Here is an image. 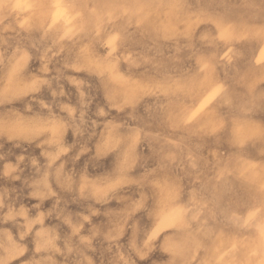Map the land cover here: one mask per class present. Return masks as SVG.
Returning a JSON list of instances; mask_svg holds the SVG:
<instances>
[{"label": "rangeland", "instance_id": "1", "mask_svg": "<svg viewBox=\"0 0 264 264\" xmlns=\"http://www.w3.org/2000/svg\"><path fill=\"white\" fill-rule=\"evenodd\" d=\"M263 173L264 0H0V264H264Z\"/></svg>", "mask_w": 264, "mask_h": 264}, {"label": "bare ground", "instance_id": "2", "mask_svg": "<svg viewBox=\"0 0 264 264\" xmlns=\"http://www.w3.org/2000/svg\"><path fill=\"white\" fill-rule=\"evenodd\" d=\"M131 1H137V0H131ZM155 1H158V0H155ZM170 1L174 2L176 0H170ZM143 4H144V0H143ZM153 9H154V11H156V14L160 15L162 12H173V5L170 8H168V7H163L161 4H156L155 6H153ZM178 28H177V30H178ZM218 102L221 105L228 107V108H231V109L236 110V111H242L243 110L242 107L240 106V103H238L236 101L234 96L232 94L226 92V91H220L219 96H218ZM238 126H240V125H238ZM235 133H236V128H235ZM251 168L252 167H249V165H245L242 167V171L246 175H249L250 174L249 169H251ZM258 177H260V176H258Z\"/></svg>", "mask_w": 264, "mask_h": 264}]
</instances>
